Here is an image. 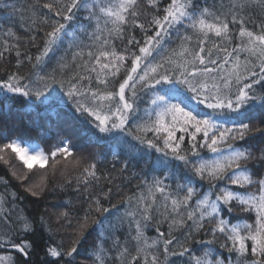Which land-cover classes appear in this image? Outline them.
Wrapping results in <instances>:
<instances>
[{
	"label": "snow or ice",
	"instance_id": "snow-or-ice-1",
	"mask_svg": "<svg viewBox=\"0 0 264 264\" xmlns=\"http://www.w3.org/2000/svg\"><path fill=\"white\" fill-rule=\"evenodd\" d=\"M159 2L147 0L154 9L148 14L140 0H0V19L18 18L37 47L35 56L21 59L13 28H0V57L15 50L17 68L31 66L26 74L0 79V98H26L38 110L26 121L30 127H39L42 117L49 124L48 117L82 119L105 155L115 145L118 157L147 158L150 165V176L144 169L132 173L143 178L122 202L123 211L102 203L112 188L86 198L74 227L70 212L62 211L59 218L73 227L72 246H49L45 254L55 264L65 258L74 264L95 212L93 264H174L173 258L182 264H264V113L252 115L257 104L264 108V21L253 22L251 14L257 8L264 13V0H167L163 8ZM129 29H139L141 39L130 35L118 48L115 41ZM11 112L0 102V118ZM70 145L61 140L46 154L17 137L0 145V160L12 167L15 153L28 170L12 172L21 182L36 166L53 174L79 170L77 191L83 186L87 192L100 180L96 163L69 160ZM46 187L42 177L25 190L37 196ZM5 202L0 196V207ZM8 221L9 214L0 216L5 228ZM34 223L17 212L15 232L0 231V252L14 250L27 262L34 245L24 237L35 231ZM150 228L155 237L147 235ZM201 233L210 238L197 239ZM0 264L18 262L0 254Z\"/></svg>",
	"mask_w": 264,
	"mask_h": 264
},
{
	"label": "trees",
	"instance_id": "trees-1",
	"mask_svg": "<svg viewBox=\"0 0 264 264\" xmlns=\"http://www.w3.org/2000/svg\"><path fill=\"white\" fill-rule=\"evenodd\" d=\"M24 2V0H21ZM167 3V0H160L159 7L163 8ZM211 4L212 0H208ZM227 3V0H224ZM142 9L148 13H153L154 9L147 6V0H140ZM253 22L260 23L264 21V13L258 8L252 13ZM82 15V14H81ZM143 17L141 20L143 21ZM79 22V21H78ZM12 27L16 36L19 37V50L23 54H31L35 56L37 54V47L32 46L29 41L30 32L25 30V27H21V21L16 18L14 23H9L7 20L0 19V28L6 29ZM130 35H134L136 39H141L142 33L139 29H129L126 31L124 39H117L115 41L118 48H122L126 43ZM0 39H3L0 36ZM37 42L42 47V33L37 36ZM63 54L58 53V55ZM17 57L15 50L5 53L3 57H0V79H6L7 75L19 71L21 74H26L30 70V65L26 62L18 69L16 66ZM257 94L262 89L260 86H256ZM0 102L5 104V112L7 108H11V116L7 119L0 118V145L9 142L13 138L20 137L25 142L36 141L41 144L46 153H50L54 150L61 140H68L71 142L72 156L68 159H76L73 150L78 153L79 157H87L83 161L84 165L90 164L93 160L96 163L97 175L100 177L99 183L95 181L89 187V190L85 192L83 186L80 191H77L76 177L79 175V170L71 171L70 173L61 174L57 171L55 174L49 169L46 177L47 187L44 192L37 196H32L30 192L25 189L29 187L27 181L33 179L39 172L38 168H34L28 175V179L21 182L12 175L14 170H11L3 161L0 160V196H4L5 203L0 207V216L9 214L8 226L5 228L3 222H0V231L10 230L15 232L17 225L15 224L17 212H21L33 220L35 231L30 235H27L26 239L31 240L34 245V249L30 254V259L25 262L14 250L9 252H0V254H10L16 258L18 264H55L53 258L46 256L45 249L49 246H57L63 244L65 249L71 247V236L73 227L76 223L77 217L84 215V209L87 208L86 198L91 195L103 196L109 188H112V194L108 199L102 200L104 207L110 208L112 205H116L120 211H123L122 202L124 199L137 191L140 181L143 178V174L133 176L132 173H141L144 169L148 172L150 165L146 163V159L132 158L131 156H117L116 153L120 151L119 147L113 145L111 151L105 155L104 145H97L91 142L90 138H93V130L91 126L84 122L82 119L75 118L71 115H66L62 118L48 117L51 123H47L46 118L40 119L39 127L34 124L30 127L26 121L35 119L36 112L38 111L32 105L27 103L26 98L18 96H8L0 98ZM264 113V108L257 104L252 115L259 116ZM252 123H258V120H253ZM9 139L6 140L4 137ZM259 136V134H257ZM126 147V146H125ZM7 152H9L7 150ZM96 153L92 156L90 154ZM158 154H153L152 159ZM128 159V169L122 170L123 160ZM59 159V157H58ZM15 166L17 172H24L14 156L11 155V160ZM51 163V161H49ZM179 164V162H176ZM44 170H41L42 172ZM163 175V173H157ZM71 181L70 183L68 181ZM204 187H207L205 183ZM12 194L16 199L12 200ZM62 211L70 212V219L72 220L73 227H70L68 223L59 218ZM115 215V211H114ZM41 217L44 218V222L41 223ZM98 215L93 212L89 218V228L86 233V239L79 246V254L75 256L74 264H93L92 259L89 257V249L97 237L98 229H95L91 221L97 219ZM114 217H109L113 219ZM246 219V217H244ZM155 223V221L153 222ZM162 231H167V224L161 226ZM117 235H123L118 232ZM149 237H155L157 234L154 228H150L147 231ZM210 237L201 233L197 239L207 240ZM110 243V242H109ZM108 245H106L107 247ZM174 259V264H182L181 260ZM67 258L60 260L58 264H66Z\"/></svg>",
	"mask_w": 264,
	"mask_h": 264
},
{
	"label": "rangeland",
	"instance_id": "rangeland-1",
	"mask_svg": "<svg viewBox=\"0 0 264 264\" xmlns=\"http://www.w3.org/2000/svg\"><path fill=\"white\" fill-rule=\"evenodd\" d=\"M15 139V138H14ZM10 142V141H9ZM33 142V144H35V145H38L39 146V148L41 149V150H43L44 151V149H43V147L41 146V144L39 143V142H36V141H32ZM27 143V142H26ZM22 146H24V145H22ZM8 151H9V153L11 152V150L10 149H8ZM6 152H7V150H6ZM45 152V151H44ZM76 151H74L73 150V153H74V155H75V157L76 158H78L79 157V155H77L78 153H75ZM46 153V152H45ZM47 154V153H46ZM12 156H14V158H15V160L18 162V164L19 165H21V163L22 162H20L16 157H15V153H12L11 154ZM69 158V157H68ZM69 160H73V159H69ZM1 161H3V160H1ZM63 162V161H62ZM10 163L12 164V167H9L8 165V167L11 169V170H14V171H17L16 170V166H15V164L12 162V161H10ZM49 164H50V162H49ZM48 166L46 165V168H47ZM17 168H20V169H22L21 167H17ZM34 168H38V166H36V167H34ZM24 172H28V170L27 169H22ZM40 171L41 170H43V169H39ZM38 172L37 171V174L34 176V178L33 179H30L29 181H27L28 182V184H29V186H32V185H35V184H38V183H40V180H41V178L42 177H45V176H47V175H49L48 174V172L47 173H45V171H42V172ZM20 173V172H19Z\"/></svg>",
	"mask_w": 264,
	"mask_h": 264
}]
</instances>
